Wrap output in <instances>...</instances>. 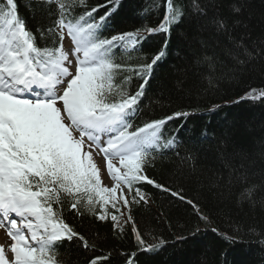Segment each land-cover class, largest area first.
Returning a JSON list of instances; mask_svg holds the SVG:
<instances>
[{
    "label": "snow or ice",
    "instance_id": "1",
    "mask_svg": "<svg viewBox=\"0 0 264 264\" xmlns=\"http://www.w3.org/2000/svg\"><path fill=\"white\" fill-rule=\"evenodd\" d=\"M119 3L89 7L88 0H30L33 17L48 21L33 31L16 0H0V229L11 241L7 251L0 244V264H61L57 249L65 242L95 251L96 243L66 222L65 208L110 220L117 234L124 232L121 220L130 222L140 249L155 251L159 245L145 241L132 206L148 202L141 185L171 191L150 178L147 169L157 155L178 149L176 138L164 135L168 122L191 113L174 112L139 126L134 121L142 115L146 86L167 56L174 30L186 23L195 26L200 50L191 51L192 65L209 88L264 60V38L253 40L247 31H237L248 25L235 3L227 4L225 15L226 0H160L154 7L163 15L155 27L145 24L135 32L104 36ZM102 7L106 11L97 17ZM157 34L165 38L150 61H116L117 51L130 56L147 36ZM133 78L140 83L130 92ZM241 99L264 100V90L251 89ZM218 155L229 169V185L247 182L225 151ZM97 156L111 186L104 184ZM257 187L244 188L240 198L250 200ZM171 195L185 200L179 192ZM186 203L199 212L192 200ZM110 256H95L89 264H108ZM126 264L134 260L126 257Z\"/></svg>",
    "mask_w": 264,
    "mask_h": 264
},
{
    "label": "trees",
    "instance_id": "2",
    "mask_svg": "<svg viewBox=\"0 0 264 264\" xmlns=\"http://www.w3.org/2000/svg\"><path fill=\"white\" fill-rule=\"evenodd\" d=\"M159 2L120 0L103 35L135 32L145 24L155 27L163 15V9L157 12L154 7ZM16 3L20 16L33 31L48 23L44 16L33 17L28 7L30 0ZM106 3L107 0H88L89 7ZM228 3L241 8L240 18L248 25L238 32L247 31L253 40L264 38V0H226L225 15ZM105 11L102 7L95 15ZM164 38L162 34L147 36L139 51L130 56L117 51L115 59L133 65L150 61ZM198 39L192 24L174 30L166 58L155 66L146 86L142 115L134 121L139 126L174 112L191 113L187 118L168 122L164 135L180 139L178 149L157 155L154 166L147 169L150 178L171 191L141 185L148 202L132 206L131 215L145 241L159 246L152 252L142 251L130 222H123L124 232L117 234L110 220L101 222L87 212L79 216L65 208L66 222L97 247L86 251L74 242H65L57 249L61 264H89L91 258L109 253L108 264H126V257L134 264H264V100L241 99L251 89L264 90V60L251 62L235 77L209 88L192 65L191 51L200 50ZM138 83L133 78L129 91L134 92ZM214 106L219 107L212 111ZM218 150L228 154L239 169L238 175L247 177L246 183L233 181L229 185V169L224 167ZM188 155L195 159L187 160ZM250 185L258 187L250 200H242L240 193ZM171 192H179L185 200ZM186 200H192L199 212ZM231 238L236 242L232 243ZM161 240L164 243L160 244Z\"/></svg>",
    "mask_w": 264,
    "mask_h": 264
},
{
    "label": "rangeland",
    "instance_id": "3",
    "mask_svg": "<svg viewBox=\"0 0 264 264\" xmlns=\"http://www.w3.org/2000/svg\"><path fill=\"white\" fill-rule=\"evenodd\" d=\"M69 43L67 42L66 43V45H65V47L67 48V47H69ZM96 160H97V163L101 166V168H102V178H103V181H104V184H106V185H108V186H111V184H112V181L108 178V176H107V172H106V169L104 168V161L102 160V158L100 157V156H97L96 157ZM121 211H123V212H125L126 210L125 209H123V208H121ZM123 222V220H121V223ZM2 232L4 233V237H6V232H5V230L3 229L2 230ZM10 243H11V241H10Z\"/></svg>",
    "mask_w": 264,
    "mask_h": 264
},
{
    "label": "bare ground",
    "instance_id": "4",
    "mask_svg": "<svg viewBox=\"0 0 264 264\" xmlns=\"http://www.w3.org/2000/svg\"><path fill=\"white\" fill-rule=\"evenodd\" d=\"M0 244L5 245L6 251H7V246L9 244V240L6 239V237H4V233L2 232V230L0 229Z\"/></svg>",
    "mask_w": 264,
    "mask_h": 264
}]
</instances>
